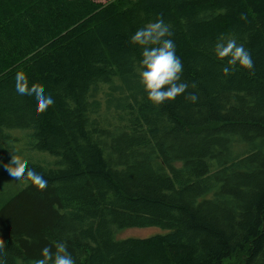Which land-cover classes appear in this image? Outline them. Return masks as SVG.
<instances>
[{
  "label": "trees",
  "instance_id": "trees-1",
  "mask_svg": "<svg viewBox=\"0 0 264 264\" xmlns=\"http://www.w3.org/2000/svg\"><path fill=\"white\" fill-rule=\"evenodd\" d=\"M158 16L195 104L153 106L139 82L130 36ZM220 37L250 51L252 72L223 73ZM21 71L53 96L43 114L16 95ZM15 131L56 161L21 157L48 184L0 202L3 264H35L56 242L76 264H264V0H0L3 178L22 156ZM149 228L163 232L116 238Z\"/></svg>",
  "mask_w": 264,
  "mask_h": 264
},
{
  "label": "clouds",
  "instance_id": "clouds-1",
  "mask_svg": "<svg viewBox=\"0 0 264 264\" xmlns=\"http://www.w3.org/2000/svg\"><path fill=\"white\" fill-rule=\"evenodd\" d=\"M242 20L247 17L241 15ZM173 32L171 25L166 23L162 16L154 21L138 28L130 36V44L140 49L139 60L140 70L138 72L139 82L146 93L147 101L153 106H161L166 102H173L179 96L195 104L198 96L194 93H187L189 84L180 82L183 73V63L177 56V48L172 39ZM213 54L219 60L226 59L223 68L225 75L230 74L233 67L252 72L254 61L251 53L242 43L235 38H218ZM194 88L195 85H192ZM14 91L18 97H31L33 114L38 116L46 112L54 103L51 94L45 93L37 84L29 82L24 72H17L14 77ZM11 180L20 183L31 181L39 190L47 187V180L43 174L28 167L20 155L12 156L9 164L4 165ZM55 252L52 248L45 247L41 251V258L35 264H76L74 257L68 252L64 242H56ZM3 243L0 242V249ZM0 264H3L0 261Z\"/></svg>",
  "mask_w": 264,
  "mask_h": 264
},
{
  "label": "rangeland",
  "instance_id": "rangeland-1",
  "mask_svg": "<svg viewBox=\"0 0 264 264\" xmlns=\"http://www.w3.org/2000/svg\"><path fill=\"white\" fill-rule=\"evenodd\" d=\"M96 2L99 3H104L108 4L116 2L117 0H95ZM28 132L25 131H15L13 133V136H16L18 139V145L17 147L19 149H22V156L25 160H29L34 163H40L44 166H53L56 159L46 153H41V152H36L28 149L29 144L33 143L34 141L27 137ZM28 182H20L17 183L11 178H3L0 177V202L5 201L7 198L11 197L12 195L16 194L19 192L23 187L27 185ZM157 228H149V229H127L121 232H118L116 238H139V237H145L149 236L150 234H153ZM160 232H163L162 230H157ZM243 259L242 254L235 255L231 257L228 260H225L223 264H239Z\"/></svg>",
  "mask_w": 264,
  "mask_h": 264
}]
</instances>
